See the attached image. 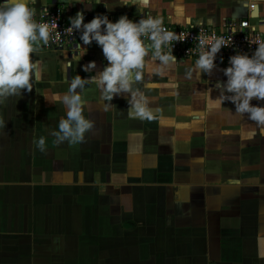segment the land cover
Segmentation results:
<instances>
[{"label": "crops", "instance_id": "1", "mask_svg": "<svg viewBox=\"0 0 264 264\" xmlns=\"http://www.w3.org/2000/svg\"><path fill=\"white\" fill-rule=\"evenodd\" d=\"M83 2L30 0L68 16L158 15L177 26L248 18L264 33V0ZM80 45L36 49L42 79L0 105V264H264V130L231 115L230 101L215 106L226 67L189 77L196 60H175L161 73L150 51L140 87L155 119H130V94L108 102L91 84L82 95L95 128L85 143L57 146L59 97L107 64L95 41ZM41 136L46 152L34 144Z\"/></svg>", "mask_w": 264, "mask_h": 264}, {"label": "clouds", "instance_id": "2", "mask_svg": "<svg viewBox=\"0 0 264 264\" xmlns=\"http://www.w3.org/2000/svg\"><path fill=\"white\" fill-rule=\"evenodd\" d=\"M80 2L84 3L83 0ZM141 2L145 0H137V3ZM259 2L254 0L253 7ZM120 5H128L127 0H122ZM35 16L30 0H0V105L9 97L17 98L24 91L31 92L33 84L42 79V63L33 57L41 41L48 44L51 33L49 26L38 23ZM69 21L70 30L80 32L83 45L95 41L101 47L107 64L90 78L77 75L59 97L66 115L59 119L58 128L50 132L54 144L67 143L69 147H75L85 143V134L95 128V121L84 115L87 101L82 95L91 84L96 85L101 98L108 102L116 95L130 94L127 109L130 119H155L151 99L140 87L145 58L151 51V59L159 62L162 73L176 60L173 48L170 52H165L164 48L173 40H180L163 26L162 18L148 15L134 21L127 15H121L113 22L108 15L97 14L85 23L84 12L78 11L75 16L69 17ZM145 37L151 41L150 45L145 43ZM200 45L205 50L200 52L194 66L186 73L189 77L197 72L211 75L217 69V54L222 47L230 44L223 38H217L210 44L201 39ZM256 45L251 55L237 52L229 58V66L222 69L227 80L216 81L214 87L219 89V96L214 100L216 107L230 101L235 105V112L230 110L231 115L246 116L257 128L264 130V106L251 103L253 99L264 101V42ZM94 69L95 61L84 66L87 72ZM6 126L7 122L0 115V134ZM247 138L251 139V134ZM34 144L40 152L47 151L45 137L41 136Z\"/></svg>", "mask_w": 264, "mask_h": 264}, {"label": "built area", "instance_id": "3", "mask_svg": "<svg viewBox=\"0 0 264 264\" xmlns=\"http://www.w3.org/2000/svg\"><path fill=\"white\" fill-rule=\"evenodd\" d=\"M30 7L35 8L32 4H30ZM35 11V19L37 22L47 24L51 33L48 44H44L41 41L37 49L72 51L83 43L80 40V32L74 29L70 30L69 17L73 16H68L62 6L56 4L47 5L35 8ZM96 15L84 13V22H89ZM108 17L113 22L119 18L111 15H108ZM163 26L167 30L175 33L177 38L180 39L177 41L173 40L164 48L165 52H170L173 48L172 51L176 56V60H196L200 52L205 50L200 45L201 39L210 44L217 38H223L230 45L221 48L216 57V64L217 66L228 67V61L232 55L237 52H246L251 55L257 47L256 44L264 42V33L248 18L228 19L219 28L205 25L177 26L170 23H163ZM145 43L150 45L151 41L145 37ZM221 57H223L222 61Z\"/></svg>", "mask_w": 264, "mask_h": 264}]
</instances>
